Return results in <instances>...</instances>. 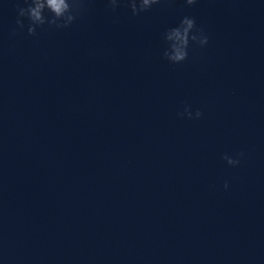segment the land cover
<instances>
[{
    "label": "water",
    "instance_id": "obj_1",
    "mask_svg": "<svg viewBox=\"0 0 264 264\" xmlns=\"http://www.w3.org/2000/svg\"><path fill=\"white\" fill-rule=\"evenodd\" d=\"M17 3L0 0V264H264V0H86L34 36ZM185 15L209 40L173 64L162 34Z\"/></svg>",
    "mask_w": 264,
    "mask_h": 264
},
{
    "label": "clouds",
    "instance_id": "obj_2",
    "mask_svg": "<svg viewBox=\"0 0 264 264\" xmlns=\"http://www.w3.org/2000/svg\"><path fill=\"white\" fill-rule=\"evenodd\" d=\"M120 0H106L108 10L115 12ZM160 0H127V5L133 15L149 10L152 5L158 4ZM187 5H193L196 0H185ZM86 10V0H23V6L20 3L16 5L18 29L25 27L20 17H26L28 20L27 33L36 35L38 27L48 25L55 28L69 27L77 17ZM16 30H13L15 34ZM162 40L166 44L163 49L162 57L167 61L175 64L185 61L188 58V48L190 42L194 45L204 46L208 43L209 37L202 27L196 25L194 17L183 16L179 23L165 29L162 34ZM180 117L200 118L203 113L196 109L191 110L189 105H185L182 112L177 113ZM244 155L239 152L235 157L223 154L224 159L229 165L236 166L240 163V157ZM227 182L224 188H227Z\"/></svg>",
    "mask_w": 264,
    "mask_h": 264
}]
</instances>
